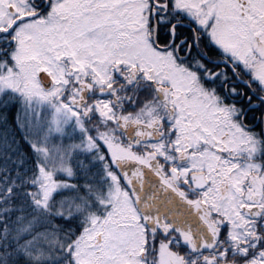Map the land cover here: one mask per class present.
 Segmentation results:
<instances>
[{
  "label": "snow or ice",
  "instance_id": "obj_1",
  "mask_svg": "<svg viewBox=\"0 0 264 264\" xmlns=\"http://www.w3.org/2000/svg\"><path fill=\"white\" fill-rule=\"evenodd\" d=\"M142 38L198 87L153 69ZM257 59L264 0H0V264H264ZM33 98L83 130V183L64 189L73 166L39 144L33 187L7 180L16 140L40 132Z\"/></svg>",
  "mask_w": 264,
  "mask_h": 264
},
{
  "label": "trees",
  "instance_id": "obj_2",
  "mask_svg": "<svg viewBox=\"0 0 264 264\" xmlns=\"http://www.w3.org/2000/svg\"><path fill=\"white\" fill-rule=\"evenodd\" d=\"M31 109L33 112L40 113V132H38L34 137H29L26 134L23 140H16L11 149L12 160L15 162H7V180L9 182L15 180L17 183H20L23 188L22 191H27V188L33 187V185L28 184L26 180L35 175L37 171V161L45 158L39 152L34 151L30 145L39 144L42 147L48 148L50 154L53 151V156L55 155V150L53 149H56L57 154L65 157L71 166H73L74 172L71 176L60 171L56 174L58 179L66 182L64 184V189H67L69 185H78L83 183V175L75 168V161L79 152L73 147L74 145L82 143L84 139L83 130L77 125L74 119L69 121L62 116H56L55 107L51 102H40L33 99L31 100ZM54 124L57 127H55ZM97 170V176L89 177L90 180H99L102 178V170H100L99 165H97ZM3 178L4 173L0 172V179ZM108 190L107 185H105L102 189H98V191L102 194H106Z\"/></svg>",
  "mask_w": 264,
  "mask_h": 264
},
{
  "label": "flooded vegetation",
  "instance_id": "obj_3",
  "mask_svg": "<svg viewBox=\"0 0 264 264\" xmlns=\"http://www.w3.org/2000/svg\"><path fill=\"white\" fill-rule=\"evenodd\" d=\"M57 11H58V14H61L60 9H58ZM28 14H31V13H28ZM226 46L235 47V45H226ZM148 53L152 57V59L150 61H148V63H150L152 65L153 69L166 70V75L170 74V78H173L176 83H183V84L187 85L189 90H192V89H195L198 87L193 82V78L189 74H187V72L183 69V67L177 65L176 61L172 58V54L170 52L169 53L156 52L149 45V52ZM141 64H143L142 67H141ZM141 64H139L138 66L137 65L130 66L128 69V73L139 74L140 72L144 71V69L147 67V64H145V63H141ZM250 67L252 68L254 74L264 75V61H260L257 59L254 64L250 63ZM144 79L152 80L153 76H150L147 73H145ZM155 87H157V88L160 87V91H162L164 93H168L169 96L172 98L171 102L176 105L177 109H179V104L176 103L178 96H177V92H176L175 87L170 89L168 86L162 85L160 83H155ZM243 87L246 88L247 85H244ZM44 101H48V100H44ZM44 101L41 100L40 102H44ZM200 101L207 104V101L205 100L204 97H201ZM48 102H51V101H48ZM61 105L64 108L68 107L63 102H61ZM73 115H76V114L73 113ZM56 116H58V117L62 116L65 119H68L69 121L71 119H74V118H71L70 116L65 115L64 113H57ZM116 147H118V146L113 145V148H116ZM196 174L199 175L200 173H196ZM122 196H123V193H120L119 194L120 200L122 199Z\"/></svg>",
  "mask_w": 264,
  "mask_h": 264
},
{
  "label": "rangeland",
  "instance_id": "obj_4",
  "mask_svg": "<svg viewBox=\"0 0 264 264\" xmlns=\"http://www.w3.org/2000/svg\"><path fill=\"white\" fill-rule=\"evenodd\" d=\"M142 47L147 51V52H149V45L147 44V40H146V38H143V44H142ZM143 66V64H141V67ZM145 66V65H144ZM33 99H39L40 101L42 100V101H44L43 99H40V98H33ZM54 126L55 127H57L55 124H54ZM58 129V128H57ZM126 197L124 196V194H123V196H122V199H121V202L123 201V199H125ZM117 211H121V209H117Z\"/></svg>",
  "mask_w": 264,
  "mask_h": 264
},
{
  "label": "water",
  "instance_id": "obj_5",
  "mask_svg": "<svg viewBox=\"0 0 264 264\" xmlns=\"http://www.w3.org/2000/svg\"><path fill=\"white\" fill-rule=\"evenodd\" d=\"M158 89H160V87H158Z\"/></svg>",
  "mask_w": 264,
  "mask_h": 264
}]
</instances>
